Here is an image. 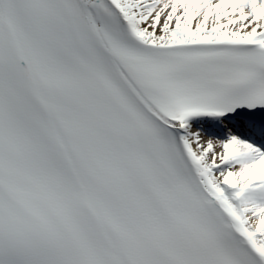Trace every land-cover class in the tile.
I'll use <instances>...</instances> for the list:
<instances>
[{
  "label": "snow or ice",
  "instance_id": "6c2138e0",
  "mask_svg": "<svg viewBox=\"0 0 264 264\" xmlns=\"http://www.w3.org/2000/svg\"><path fill=\"white\" fill-rule=\"evenodd\" d=\"M0 264H264V0H0Z\"/></svg>",
  "mask_w": 264,
  "mask_h": 264
}]
</instances>
